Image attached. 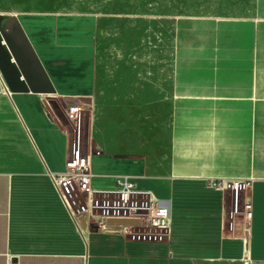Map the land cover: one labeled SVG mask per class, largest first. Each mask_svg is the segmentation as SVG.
<instances>
[{"label": "crops", "instance_id": "0c3cea01", "mask_svg": "<svg viewBox=\"0 0 264 264\" xmlns=\"http://www.w3.org/2000/svg\"><path fill=\"white\" fill-rule=\"evenodd\" d=\"M1 10L17 17L16 53H34L48 80L21 73L9 82L0 69V264L264 263V0L241 13L175 16L169 78L161 87L148 70L145 79L148 94L169 105L164 162L114 151L104 134L98 142L93 121L92 184L109 188L114 175L131 174L167 200L172 225L161 242L131 241L96 223L81 231L47 174L62 171L70 152L67 106L92 103L108 13ZM211 178L247 183L239 203H252L248 224L232 215L233 190L211 187Z\"/></svg>", "mask_w": 264, "mask_h": 264}, {"label": "rangeland", "instance_id": "374dc122", "mask_svg": "<svg viewBox=\"0 0 264 264\" xmlns=\"http://www.w3.org/2000/svg\"><path fill=\"white\" fill-rule=\"evenodd\" d=\"M253 4L254 0H0V11L31 6L108 13L97 39V87L91 105L82 111L83 135L89 143L94 121V139L98 142L99 135L104 134L114 151L145 153L159 163L167 156L170 110L163 97L148 94L145 79L148 70L156 71L161 87L163 80L169 78L175 16L190 12L241 13ZM65 117L68 119L66 114ZM230 223L227 230L232 232Z\"/></svg>", "mask_w": 264, "mask_h": 264}, {"label": "built area", "instance_id": "2783aa9c", "mask_svg": "<svg viewBox=\"0 0 264 264\" xmlns=\"http://www.w3.org/2000/svg\"><path fill=\"white\" fill-rule=\"evenodd\" d=\"M50 108V103L46 102ZM82 111L79 105H68L67 117L72 125L73 139L62 171L47 168V174L61 201L81 231L83 223H96L105 231H112L131 241L161 242L167 240L172 225L168 201L153 191L138 187L131 174L114 175V185L109 188L92 184L93 144L88 143L82 130ZM209 185L217 189H232L234 206L232 215L243 214L244 223L252 217V203L246 199L242 208L239 192L247 183L242 179L211 178ZM109 220H134L135 224H114ZM250 224V223H249ZM250 226V225H249ZM244 226V232H249ZM234 222L230 229H234ZM245 239V236L243 237Z\"/></svg>", "mask_w": 264, "mask_h": 264}, {"label": "water", "instance_id": "95a60500", "mask_svg": "<svg viewBox=\"0 0 264 264\" xmlns=\"http://www.w3.org/2000/svg\"><path fill=\"white\" fill-rule=\"evenodd\" d=\"M17 33V17L14 14H0V69L7 81L19 82L21 73L27 75H37L44 80H48L43 68H41L39 59L34 53L22 54V57L14 50L12 39ZM15 60V61H13ZM24 61V62H23ZM48 92L53 89L49 88ZM114 224H135L134 220H109Z\"/></svg>", "mask_w": 264, "mask_h": 264}]
</instances>
